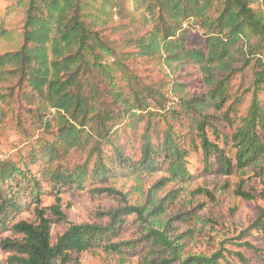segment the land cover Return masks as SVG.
<instances>
[{
	"label": "trees",
	"instance_id": "obj_1",
	"mask_svg": "<svg viewBox=\"0 0 264 264\" xmlns=\"http://www.w3.org/2000/svg\"><path fill=\"white\" fill-rule=\"evenodd\" d=\"M255 3L53 0L58 45L47 37V27L36 28L39 0H2L0 42L12 39L7 15L20 13L21 25L16 47L0 53V81L50 137H35L18 158L0 162V234L21 235L0 241V249L9 253L0 264H78L74 254H130L143 248L133 241L112 242L127 214L122 210L108 212L106 225H71L52 242V220L46 207L40 208L46 196L54 198L53 214L64 220L59 202L65 192L161 170L188 181L190 150L199 152L207 174L264 165V15ZM115 17L146 30L115 40L104 33L117 29ZM191 28L201 30L200 44L188 40ZM139 58L158 64L163 78L142 75L131 64ZM246 72L250 99L238 115L242 99L230 102L232 81ZM133 141L139 142L138 157L129 151ZM78 151L85 154L81 164L59 165ZM31 207L33 221L12 222ZM158 243L148 240L147 246L157 250Z\"/></svg>",
	"mask_w": 264,
	"mask_h": 264
},
{
	"label": "rangeland",
	"instance_id": "obj_2",
	"mask_svg": "<svg viewBox=\"0 0 264 264\" xmlns=\"http://www.w3.org/2000/svg\"><path fill=\"white\" fill-rule=\"evenodd\" d=\"M51 1L39 0L36 28L47 27V37L56 39L60 45L58 11L52 9ZM55 1L61 4V0ZM255 1L253 6L264 15V0ZM7 16L5 22L13 29L12 39L0 42V53L16 47V35L21 25L20 13ZM112 25L117 29H108L104 33H110L115 40L137 36L146 30L141 23H132L124 18L114 19ZM201 33L200 29L191 28L188 40L200 44ZM110 61L106 56V62ZM131 64L149 78L162 79L164 76V70L153 60L139 58ZM250 81L249 72L239 74L232 81L230 102L237 101L239 97L242 99L237 105L238 115H243L247 109ZM9 94L7 83L0 81V162L18 158L29 140L50 137L35 118L25 115L15 97ZM219 125L223 133H229L227 127ZM129 145V151L135 152L138 157L139 142L133 141ZM84 158L85 154L78 151L60 160L59 165L75 168ZM187 169L192 174L188 181L178 180L161 170L152 174L117 176L83 191L65 192L60 195L59 202L64 220H58L53 214L54 198L44 197L40 208L46 207L45 213L52 220V242L71 225H106L108 212L122 210L127 214H124L119 234L112 242L133 241L136 245L143 244V248H137L130 254L102 250L74 254L78 264H190L195 260L211 264H264L263 163L231 175L207 174L203 172L199 152L190 150ZM94 187L101 189V192H92ZM34 218L31 207L15 216L12 222H31ZM20 237V234L7 230L0 234V241ZM148 240L159 242L158 249H150ZM8 255V252L0 249V262H4Z\"/></svg>",
	"mask_w": 264,
	"mask_h": 264
}]
</instances>
